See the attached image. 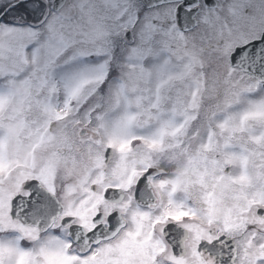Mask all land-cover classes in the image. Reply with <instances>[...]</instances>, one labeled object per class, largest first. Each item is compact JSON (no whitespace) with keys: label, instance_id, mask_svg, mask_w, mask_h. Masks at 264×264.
<instances>
[{"label":"snow or ice","instance_id":"6c2138e0","mask_svg":"<svg viewBox=\"0 0 264 264\" xmlns=\"http://www.w3.org/2000/svg\"><path fill=\"white\" fill-rule=\"evenodd\" d=\"M0 264H264V0H0Z\"/></svg>","mask_w":264,"mask_h":264}]
</instances>
